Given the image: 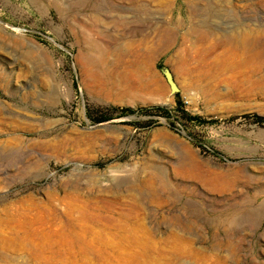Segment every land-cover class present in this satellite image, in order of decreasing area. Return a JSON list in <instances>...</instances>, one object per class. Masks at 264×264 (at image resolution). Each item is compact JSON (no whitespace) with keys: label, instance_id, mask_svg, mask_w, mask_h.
<instances>
[{"label":"rangeland","instance_id":"obj_1","mask_svg":"<svg viewBox=\"0 0 264 264\" xmlns=\"http://www.w3.org/2000/svg\"><path fill=\"white\" fill-rule=\"evenodd\" d=\"M263 29L264 0H0V214L55 251L0 228V264H264V62L231 39Z\"/></svg>","mask_w":264,"mask_h":264},{"label":"bare ground","instance_id":"obj_2","mask_svg":"<svg viewBox=\"0 0 264 264\" xmlns=\"http://www.w3.org/2000/svg\"><path fill=\"white\" fill-rule=\"evenodd\" d=\"M233 32V30H232ZM165 29L151 27L148 31H141L140 35L142 37V42L147 44L149 41H155L157 46L163 39L165 34ZM231 39L234 43L239 44L246 50H252L256 47V51L251 54V60L264 62V29L258 32L251 33L247 32H236L231 34ZM254 51V50H253ZM83 56V55H82ZM250 57V56H249ZM81 61V60H80ZM82 62V61H81ZM224 59L202 62L201 70L198 69L199 78L206 81L209 78L210 72L223 71L227 65L224 64ZM82 64V63H81ZM260 67L254 62V69ZM258 70V69H257ZM197 71V70H196ZM260 72V71H259ZM187 74L190 73L186 72ZM264 76V75H263ZM211 77V76H210ZM60 219H64L70 222L69 225L64 227L61 233L48 234L50 236L57 235L59 246H68L80 239H82V232L84 230L83 223L80 221V217L75 216L71 213H62L55 216ZM50 219V218H48ZM44 222V215L31 213V212H6L0 214V228L2 229H12L20 231V233H9L8 239L10 242L18 243V250L14 253H19L20 259H24L27 262L39 261V254H45L48 259H53L52 255L55 254L53 248H50L45 241L38 247L32 246L28 239L32 241L33 238H38V235L34 232V226L41 227ZM41 238V237H40ZM34 240V239H33ZM42 240V238H41ZM37 241V240H34ZM15 256V255H14ZM12 255H8L6 258L17 259ZM7 264L10 263L9 259L4 260ZM41 262V261H40Z\"/></svg>","mask_w":264,"mask_h":264},{"label":"water","instance_id":"obj_3","mask_svg":"<svg viewBox=\"0 0 264 264\" xmlns=\"http://www.w3.org/2000/svg\"><path fill=\"white\" fill-rule=\"evenodd\" d=\"M164 75L166 78V81L170 87V90L172 93H177L178 92V88L176 87L175 83L172 80V75L170 74V72L168 71H164Z\"/></svg>","mask_w":264,"mask_h":264},{"label":"trees","instance_id":"obj_4","mask_svg":"<svg viewBox=\"0 0 264 264\" xmlns=\"http://www.w3.org/2000/svg\"><path fill=\"white\" fill-rule=\"evenodd\" d=\"M176 104H177V109L180 110V111H183V110H182V104H181V101L177 100V101H176ZM157 109L161 110L162 112H163V111H166V110H164V109H162V108H157ZM121 111L126 112V113H133V111H132L131 109H123V110H121Z\"/></svg>","mask_w":264,"mask_h":264}]
</instances>
